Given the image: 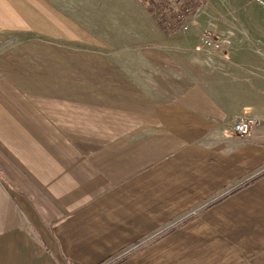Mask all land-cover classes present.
<instances>
[{
	"label": "crops",
	"instance_id": "obj_1",
	"mask_svg": "<svg viewBox=\"0 0 264 264\" xmlns=\"http://www.w3.org/2000/svg\"><path fill=\"white\" fill-rule=\"evenodd\" d=\"M204 2L169 34L143 8L114 53L86 55L75 99L21 86L1 49L0 264H264V0ZM35 4L0 0V36L100 45L50 1L37 23ZM208 24L253 46L206 64ZM241 113L262 119L237 138Z\"/></svg>",
	"mask_w": 264,
	"mask_h": 264
},
{
	"label": "rangeland",
	"instance_id": "obj_2",
	"mask_svg": "<svg viewBox=\"0 0 264 264\" xmlns=\"http://www.w3.org/2000/svg\"><path fill=\"white\" fill-rule=\"evenodd\" d=\"M35 1L37 23L38 20L43 17V12L45 11L44 7L46 6L45 1H50L53 6L67 14L69 19L75 21L89 31V33L93 34L100 45L90 46L86 43H79V45L70 44L67 45V51L63 52L56 50V47L54 46L50 47V45L45 44V36L42 33L19 31L5 33L0 36V51L1 49L5 50V48H11L13 56L18 58L17 61L20 64L21 70L25 69V71H21L24 72L21 73V86L30 87L39 92H48L49 89L54 92L57 87L60 88L58 91L59 93L63 92L61 88L64 87L67 89L69 99L81 97L87 86L90 85L91 74L89 73V66H91V59L87 58L86 55H91L94 52H96V54L112 53V47H115L118 41L123 40L117 39L120 37L118 35H115L117 38L114 39L115 36H113V34H123L125 32L124 29L129 28L127 25L129 20H131L133 31V29L136 28L135 23H141L143 25L147 16L140 0ZM196 1L197 2L194 4H189L187 1L179 0V5H176V8H182L184 10L180 17H183L185 22L191 14L194 13L192 12L189 14L191 10L189 8L196 7V9H203V7H206L204 0ZM252 1L255 2L257 0ZM21 2L27 3V0H21ZM173 7L174 2L168 0V3L164 7L163 18L165 20L173 19L171 13H169L168 16H165V10ZM161 14H163V12H161ZM147 21L149 24L152 22L150 17L147 18ZM208 25L212 26V30L214 29L213 25ZM132 35L136 38H140L139 34L135 35L132 33ZM63 49L64 48H62V50ZM115 53L138 52L134 50H126L121 52L117 51ZM66 59L67 64H65ZM15 60L16 59H14V62ZM80 61H83L85 71V78L82 80L83 88L78 85V82H81V80L75 78V71L79 70L81 65L79 63ZM60 66L62 67L59 71ZM64 71H67L66 79L63 76ZM106 81L107 80L105 79L103 85H106Z\"/></svg>",
	"mask_w": 264,
	"mask_h": 264
},
{
	"label": "built area",
	"instance_id": "obj_3",
	"mask_svg": "<svg viewBox=\"0 0 264 264\" xmlns=\"http://www.w3.org/2000/svg\"><path fill=\"white\" fill-rule=\"evenodd\" d=\"M191 11L189 12V14ZM212 26L208 25L200 29L198 39L201 45V50L204 54V61L206 64L212 63V57L218 52H223L232 48H241L244 46H253L249 35L242 29L236 30L233 27L226 28L220 32H215L211 29ZM262 118L249 115H237L230 127L231 133L237 138L246 137L251 128L257 125Z\"/></svg>",
	"mask_w": 264,
	"mask_h": 264
},
{
	"label": "trees",
	"instance_id": "obj_4",
	"mask_svg": "<svg viewBox=\"0 0 264 264\" xmlns=\"http://www.w3.org/2000/svg\"><path fill=\"white\" fill-rule=\"evenodd\" d=\"M174 2V7L165 10V16H168L169 13L173 16L172 20H165L164 16V7L168 3V0H140L141 5L145 8L149 15H151L156 21L157 25L165 33H173L179 27L183 25L185 19L180 17L184 10L182 8H176V5H179V0H172ZM189 2V4H194L196 0H183ZM191 13L194 12L196 7H191ZM179 10V11H178ZM163 12V14H161ZM161 14V15H160Z\"/></svg>",
	"mask_w": 264,
	"mask_h": 264
}]
</instances>
